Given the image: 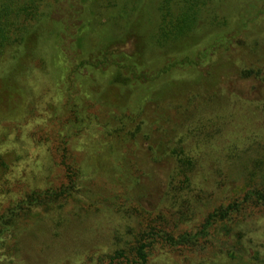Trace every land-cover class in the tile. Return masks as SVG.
Instances as JSON below:
<instances>
[{"label": "trees", "instance_id": "obj_1", "mask_svg": "<svg viewBox=\"0 0 264 264\" xmlns=\"http://www.w3.org/2000/svg\"><path fill=\"white\" fill-rule=\"evenodd\" d=\"M84 11V0H0V62H9L0 78L16 77L24 57L33 52L32 41L51 40L55 30L63 52L75 56L73 48L77 50L85 39L77 33ZM91 12L94 19L92 31L86 35L87 53L74 63L73 74L111 68L113 83L135 87L175 68L203 65L219 50L236 48L244 29L264 14V0H93ZM130 41L133 48L127 50ZM192 46H196L194 50ZM158 60L164 62L153 66ZM219 62L230 78L228 87L220 90L227 103L224 110H230L232 119L233 111H249L251 125L243 134L230 131L219 142L222 127L216 125V117L199 116L202 125L196 128L197 133L190 124L186 132L173 130L166 142L149 137L147 160L162 167L160 184H152L150 189L138 178L133 191H155L157 205L147 207L141 200L143 193H126L129 184L122 178L116 181L122 196L115 211L125 218V224L109 231L112 250L102 264H149L153 246L160 242L201 251L213 247L233 258L244 255L264 264V232L256 240V232L247 222L254 210L264 211V66L251 63L254 67L247 70L230 55L222 56ZM215 69L210 70V76ZM4 72L8 77L2 75ZM249 77L253 84L238 86L239 80ZM205 82L206 86L195 93L214 88L210 77ZM192 105L189 101L184 109L216 111L208 104ZM139 132L137 126L131 135L134 138ZM14 152L0 153V175L10 167ZM120 170L130 173L125 163ZM149 177L153 183L155 176ZM68 193L63 189L62 195L54 197L32 192L1 215L0 241L4 236L12 237L5 250L10 258L21 255L17 230L22 232L25 226L18 221L19 210L35 201L40 209L34 215L60 228L70 219L67 213L73 201ZM203 209L210 210L201 225L191 230L181 228Z\"/></svg>", "mask_w": 264, "mask_h": 264}, {"label": "rangeland", "instance_id": "obj_2", "mask_svg": "<svg viewBox=\"0 0 264 264\" xmlns=\"http://www.w3.org/2000/svg\"><path fill=\"white\" fill-rule=\"evenodd\" d=\"M92 1L84 0L83 23L77 33L85 39L77 50L73 48L75 56L63 52L55 30L51 40L32 41L33 52L24 57L16 77L0 78V153L16 150L9 158L10 167L0 175V217L32 192L55 197L67 189V197L73 201L68 207L70 219L60 228L34 215L40 209L35 201L19 210L18 221L25 226L22 232L16 229L21 235V255L10 258L6 254L12 237L4 236L0 241V261L4 262L0 264H102L112 250L109 231L125 224V218L115 211L122 196L116 181L122 178L129 184L126 193H143L141 200L147 207L157 205L155 191H133L138 178L150 189L152 184H160L162 167L147 160L149 137L166 142L173 130L186 132L190 124L197 133L202 125L199 116H215L216 125L222 127L217 135L221 142L232 130L245 133L253 121L249 111H233L232 119L230 110H224L227 103L220 90L228 87L230 78L219 59L230 55L247 70L254 67L251 63L264 66V14L244 29L231 51L219 50L203 65L175 68L154 81L130 87L113 83L111 68L88 69L78 75L72 72L74 63L87 53L86 35L92 31L94 19ZM199 46H192L193 50ZM126 48H133L132 41ZM163 60L153 66H161ZM0 64V73L9 66L7 60ZM212 68L216 69L210 76ZM2 75L8 77L6 72ZM208 77L215 89L195 93L206 86L203 83ZM253 82L249 77L237 84L244 87ZM189 101L191 108L208 104L216 111L185 110ZM137 126L140 132L133 138L131 132ZM124 163L130 173L120 170ZM149 175L155 176L153 183ZM210 209H203L181 228L195 229ZM251 213L247 222L257 240L264 232V211ZM199 261L256 264L244 255L233 258L213 247L201 251L163 242L153 246L149 264Z\"/></svg>", "mask_w": 264, "mask_h": 264}]
</instances>
